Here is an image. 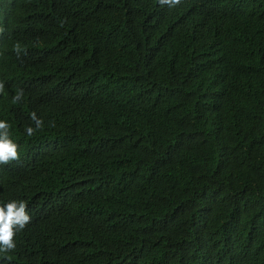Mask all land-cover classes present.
<instances>
[{
  "label": "trees",
  "instance_id": "1",
  "mask_svg": "<svg viewBox=\"0 0 264 264\" xmlns=\"http://www.w3.org/2000/svg\"><path fill=\"white\" fill-rule=\"evenodd\" d=\"M0 27V206L31 217L0 264H264V0H0Z\"/></svg>",
  "mask_w": 264,
  "mask_h": 264
},
{
  "label": "clouds",
  "instance_id": "2",
  "mask_svg": "<svg viewBox=\"0 0 264 264\" xmlns=\"http://www.w3.org/2000/svg\"><path fill=\"white\" fill-rule=\"evenodd\" d=\"M173 6L179 5L181 0H168ZM163 5L164 0H160ZM0 27V32H3ZM14 51L19 56L22 52L20 42L14 44ZM26 54V53H25ZM5 85L0 82V94H4ZM24 98L23 89H17L13 96V103L21 102ZM31 120L35 127L27 126L25 131L28 136H33L38 130L43 129L44 122L33 112ZM51 126H55L52 122ZM10 124L0 120V164H8L19 160L18 145L10 138ZM31 217L27 211V203L23 200L10 201L0 206V253L7 256L8 253L16 249L15 237L18 232H22L30 223Z\"/></svg>",
  "mask_w": 264,
  "mask_h": 264
}]
</instances>
